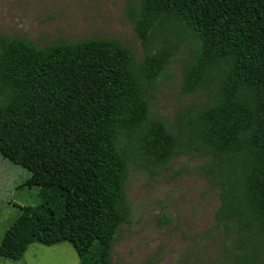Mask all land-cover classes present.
Wrapping results in <instances>:
<instances>
[{
	"label": "trees",
	"instance_id": "16d2710c",
	"mask_svg": "<svg viewBox=\"0 0 264 264\" xmlns=\"http://www.w3.org/2000/svg\"><path fill=\"white\" fill-rule=\"evenodd\" d=\"M126 17L143 57L115 39L37 47L0 37V156L29 173L40 202L21 207L0 259L28 246H72L79 264H113L130 223V171L155 179L181 156L219 191L218 225L232 230L240 264L264 236V0H139ZM186 42L181 92L204 96L174 127L151 116L159 78ZM215 87V88H214Z\"/></svg>",
	"mask_w": 264,
	"mask_h": 264
},
{
	"label": "rangeland",
	"instance_id": "374dc122",
	"mask_svg": "<svg viewBox=\"0 0 264 264\" xmlns=\"http://www.w3.org/2000/svg\"><path fill=\"white\" fill-rule=\"evenodd\" d=\"M139 0H0V37L31 41L37 47L59 41L88 38L115 39L134 51L140 61L143 52L133 34L125 10ZM186 42L159 78L151 102V116L162 118L172 128L177 114L204 96L181 92L183 60L191 53ZM215 88V87H214ZM205 158L181 156L171 162V173L151 179L147 173L131 170L126 198L130 223L120 231L112 250L113 264H240L245 252L236 244L235 226L218 225L219 191L210 189L201 167ZM27 170L0 156V242L20 214L21 207L39 204V188L29 187ZM264 244V236L262 237ZM0 264H79L68 243L46 247L28 246L18 261L0 259ZM264 264V248L257 260Z\"/></svg>",
	"mask_w": 264,
	"mask_h": 264
}]
</instances>
